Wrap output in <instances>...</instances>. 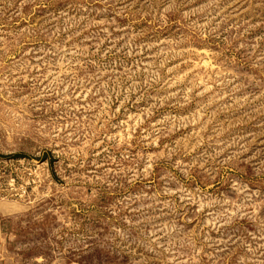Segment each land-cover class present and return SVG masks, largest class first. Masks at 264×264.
I'll list each match as a JSON object with an SVG mask.
<instances>
[{"label": "rangeland", "instance_id": "obj_1", "mask_svg": "<svg viewBox=\"0 0 264 264\" xmlns=\"http://www.w3.org/2000/svg\"><path fill=\"white\" fill-rule=\"evenodd\" d=\"M0 264H264V0H0Z\"/></svg>", "mask_w": 264, "mask_h": 264}]
</instances>
